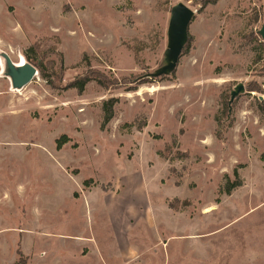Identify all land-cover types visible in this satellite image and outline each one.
I'll return each mask as SVG.
<instances>
[{"label":"rangeland","instance_id":"1","mask_svg":"<svg viewBox=\"0 0 264 264\" xmlns=\"http://www.w3.org/2000/svg\"><path fill=\"white\" fill-rule=\"evenodd\" d=\"M177 4L195 15L187 51L163 78L134 90L91 82L82 95L51 89L38 71L12 85L7 63L30 64V47L47 71L62 55V87L87 62L119 81L157 73ZM199 8L0 0V264L18 252L26 264H264V0ZM109 98L114 116L101 130ZM234 172L241 185L221 194Z\"/></svg>","mask_w":264,"mask_h":264},{"label":"trees","instance_id":"2","mask_svg":"<svg viewBox=\"0 0 264 264\" xmlns=\"http://www.w3.org/2000/svg\"><path fill=\"white\" fill-rule=\"evenodd\" d=\"M217 1L218 0H198L200 8L198 9L197 12H201L204 8H206L209 5L216 4ZM258 36L261 38V35L259 33H258ZM188 40L189 39L187 37V41L185 42V44L183 46L181 54L185 53L187 51ZM261 40H263V39L261 38ZM263 44L264 43H260V46L264 47ZM262 51L264 52V48L262 49ZM33 52H34V49L32 47H30L29 49H27L25 51L24 57L28 62H30V64L33 67L36 68V70L39 72L41 79L43 81H45V83L51 89L62 90V91L75 90L78 95H82L86 86L91 82L96 83L101 89H104V90H118V89L126 88L127 86H129V88H132L130 90H134L138 86L149 82V80L152 81V80L164 77V76L153 77L152 74H148V75H142L140 77H137L134 80H132L131 82H129L126 79L119 81L113 77H109V76L105 75L104 73L91 70L89 67V63L87 62L86 65H87L88 70L84 74H82L80 76H76L72 81L68 82L66 85H64L62 87V86L56 84V81L59 80V77H61L63 72H64L62 55L57 54V56L59 57L58 67L57 66H56V68L52 67L51 69H49L47 71L45 68V65L42 63V61H39L38 59L31 57L30 54H32ZM262 59H263V57L259 55L254 60V62L259 63L262 61ZM83 60L86 61L85 58ZM135 60H136V58H135ZM173 72H171V73H173ZM149 76H152V78H149ZM116 103H117L116 98H109L108 100H106L102 103V105H101L102 121L100 124L101 130H104L107 127V125L109 124V122L113 119V116H114V110L113 109H114V106L116 105ZM62 139L67 140V138L64 136L62 137ZM62 144L63 143H61V142L57 143V148L59 149L62 146ZM234 176L236 177V181L234 183H231L229 181L226 182L225 186L220 191L221 194L230 195L232 190H234L235 188H237L241 185V182L238 179L236 172H234ZM17 254L19 255V258L13 264H26V260L23 258L22 254L20 252H18Z\"/></svg>","mask_w":264,"mask_h":264},{"label":"water","instance_id":"3","mask_svg":"<svg viewBox=\"0 0 264 264\" xmlns=\"http://www.w3.org/2000/svg\"><path fill=\"white\" fill-rule=\"evenodd\" d=\"M195 12L185 6L184 4H177L171 9L169 26L167 31L168 38V50L166 53V63L162 65L157 73H153V77L164 76L175 70L181 52L185 42L187 41V32L192 21ZM261 38L264 40V24L259 31ZM9 69V75L12 80V85L15 89L23 88L28 85L36 76L37 70L31 64L26 63L22 65H13L12 63H7ZM243 91V87L239 85L235 91L230 95V100L228 106L235 97Z\"/></svg>","mask_w":264,"mask_h":264},{"label":"crops","instance_id":"4","mask_svg":"<svg viewBox=\"0 0 264 264\" xmlns=\"http://www.w3.org/2000/svg\"><path fill=\"white\" fill-rule=\"evenodd\" d=\"M71 239V240H67V241H71L72 243H73V241H74V243H73V245L75 246V247H77V245L78 244H84L85 243V245L88 247V249L90 250V254H92L93 252H98L99 251V247H98V245H97V243L93 240L92 242H91V240H86V239H84V238H81V239H79V238H75V236H74V234L73 235H66V234H63V236H62V239H64V240H66V239ZM77 239H79V240H77ZM84 240V241H83ZM86 240V241H85ZM70 242V243H71ZM77 242H79V243H77ZM82 242H84V243H82ZM100 253V252H99ZM98 258H100V257H98Z\"/></svg>","mask_w":264,"mask_h":264},{"label":"bare ground","instance_id":"5","mask_svg":"<svg viewBox=\"0 0 264 264\" xmlns=\"http://www.w3.org/2000/svg\"><path fill=\"white\" fill-rule=\"evenodd\" d=\"M21 64H23V62L22 63H19L18 65H21Z\"/></svg>","mask_w":264,"mask_h":264}]
</instances>
